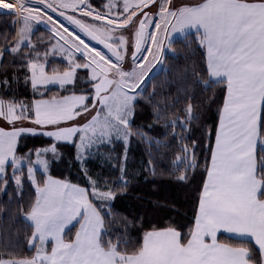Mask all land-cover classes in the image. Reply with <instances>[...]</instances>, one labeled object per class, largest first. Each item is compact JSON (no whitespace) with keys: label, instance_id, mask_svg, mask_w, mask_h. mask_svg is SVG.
<instances>
[{"label":"snow or ice","instance_id":"1","mask_svg":"<svg viewBox=\"0 0 264 264\" xmlns=\"http://www.w3.org/2000/svg\"><path fill=\"white\" fill-rule=\"evenodd\" d=\"M0 15L13 18L0 47V185L11 182L21 199L25 181L34 187L24 209L32 254L0 264H264V0H0ZM41 24L49 39L33 40ZM176 33L203 50L207 79L197 83L221 86L209 97L217 123L199 138L194 95L169 121L168 105L147 92ZM21 78L30 96L13 94ZM142 101L179 138L167 174L188 185L200 176L188 224L146 225L115 209L129 187L128 146L153 144L136 124ZM35 136L49 143L28 148ZM116 143L123 160L103 157L117 161L116 179L93 174L88 160ZM62 146L75 149L83 183L51 175Z\"/></svg>","mask_w":264,"mask_h":264},{"label":"trees","instance_id":"2","mask_svg":"<svg viewBox=\"0 0 264 264\" xmlns=\"http://www.w3.org/2000/svg\"><path fill=\"white\" fill-rule=\"evenodd\" d=\"M95 3L99 5L101 0H95ZM12 19L0 15V47L4 42L3 34L13 31L10 26ZM172 48L173 50H168L165 54L162 69L150 77L147 92L155 91V99L160 101L162 106L165 103L168 105L163 115L169 121L177 116L181 118L185 116L182 111L186 106L184 97L194 95L195 99L191 102L197 106L199 119L193 121L192 135L199 138L205 126L212 127L217 123V105L211 103L209 97L219 99L222 95L221 86L212 85L206 89L203 83H197L198 79H207V75L201 72L204 67L203 50L194 42V37L176 38ZM7 59L10 60L11 57ZM174 98H178L179 102L173 108L171 105ZM165 119L157 121L153 108L142 101V107L138 108L136 124L145 128L148 136L153 139V144L149 145L146 141L141 142L138 139L132 140L127 152L128 191L115 201V209L119 213L129 217L139 216L146 225L166 226L172 222L188 224L192 221L195 190L200 182L199 175H196L193 183L188 185L177 182L174 176L167 174L175 171L174 161L179 153L180 144L179 138L176 141L172 140L171 129L165 126ZM147 126H151L150 129ZM157 140L161 143L156 144ZM23 143H26L28 148H39L46 146L49 140L46 137L35 136ZM100 150L107 154L110 152L113 157L119 156L121 161L123 160L124 146L121 143ZM61 152L63 159L52 164L51 175L70 179L74 183H83L81 166L74 162L75 149L62 146ZM89 162L87 168L93 174L106 176L111 174L113 180L118 176L112 169V165L117 162L115 159L106 161L103 158L100 162L90 159ZM152 168L156 170L155 175L151 172ZM180 170L182 171L183 167ZM33 198L34 187L27 181L23 186L22 199L11 182L7 191L0 185V259H18L32 254L27 246L30 229L24 220V209ZM139 228L138 223L133 232ZM219 239L222 242H235L222 233L219 234Z\"/></svg>","mask_w":264,"mask_h":264},{"label":"rangeland","instance_id":"3","mask_svg":"<svg viewBox=\"0 0 264 264\" xmlns=\"http://www.w3.org/2000/svg\"><path fill=\"white\" fill-rule=\"evenodd\" d=\"M176 2H177V3H180V2H182V0H176ZM36 28H38V32L35 33V34H37V35H36V38H37V39H38V38L40 39L41 37L44 38L45 40L49 39V32H48L47 27H45V25L41 24V25L36 26ZM36 28H35V29H36ZM39 28H40V29L44 28V29L46 30V32H43V31L40 32V31H39ZM33 39H34V35H33ZM99 47H100V46H99ZM166 53H168V51H166ZM51 59L56 60V63H58V61H62V59H61V57H60L59 55H57V56H55V57H51ZM162 67H163V62H162V63H158V64L156 65V67L153 69L152 73L150 74V77H151L152 75L158 73V72L162 69ZM12 90H13V94H15V95H17V96H25V95L30 96V95H31V89H30V86H28V85L25 84L23 78H21V80H20L18 83H16V82L13 83V85H12ZM100 154H101V155H94V156L91 157L90 159H91L92 161H98V160H99V162H100L101 159H103V157L107 155V153H105V152H103L102 150H100ZM90 159H89V160H90ZM89 160H88L87 165H89V163L91 162V161L89 162ZM110 161H111V160H110ZM80 166H81V165H80ZM181 167H183V165H180V168H181Z\"/></svg>","mask_w":264,"mask_h":264},{"label":"crops","instance_id":"4","mask_svg":"<svg viewBox=\"0 0 264 264\" xmlns=\"http://www.w3.org/2000/svg\"><path fill=\"white\" fill-rule=\"evenodd\" d=\"M173 35H174V39L183 37V35L180 34V33H176V34H173ZM222 234L226 235L229 238H231V236H232V234H228V233H222Z\"/></svg>","mask_w":264,"mask_h":264},{"label":"flooded vegetation","instance_id":"5","mask_svg":"<svg viewBox=\"0 0 264 264\" xmlns=\"http://www.w3.org/2000/svg\"><path fill=\"white\" fill-rule=\"evenodd\" d=\"M39 31H40V32H42V31H43V32H46V30H45L44 28H42V29L39 28ZM37 32H38V28L35 29V33H37ZM35 33H34V39H33V40H38L39 38H38V39L36 38V35H37V34H35ZM93 43H94V42H93Z\"/></svg>","mask_w":264,"mask_h":264},{"label":"water","instance_id":"6","mask_svg":"<svg viewBox=\"0 0 264 264\" xmlns=\"http://www.w3.org/2000/svg\"><path fill=\"white\" fill-rule=\"evenodd\" d=\"M95 43V42H94ZM102 48V46H100Z\"/></svg>","mask_w":264,"mask_h":264}]
</instances>
